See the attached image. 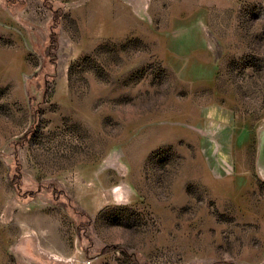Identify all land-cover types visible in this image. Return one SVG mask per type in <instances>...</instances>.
Instances as JSON below:
<instances>
[{"label": "rangeland", "instance_id": "1", "mask_svg": "<svg viewBox=\"0 0 264 264\" xmlns=\"http://www.w3.org/2000/svg\"><path fill=\"white\" fill-rule=\"evenodd\" d=\"M0 264H264V0H0Z\"/></svg>", "mask_w": 264, "mask_h": 264}]
</instances>
